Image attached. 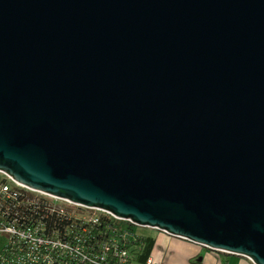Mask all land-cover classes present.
<instances>
[{
	"label": "water",
	"instance_id": "obj_1",
	"mask_svg": "<svg viewBox=\"0 0 264 264\" xmlns=\"http://www.w3.org/2000/svg\"><path fill=\"white\" fill-rule=\"evenodd\" d=\"M0 171L264 264V0H0Z\"/></svg>",
	"mask_w": 264,
	"mask_h": 264
},
{
	"label": "built area",
	"instance_id": "obj_2",
	"mask_svg": "<svg viewBox=\"0 0 264 264\" xmlns=\"http://www.w3.org/2000/svg\"><path fill=\"white\" fill-rule=\"evenodd\" d=\"M128 218L32 189L0 171V264H139L124 247ZM148 257L145 264H150Z\"/></svg>",
	"mask_w": 264,
	"mask_h": 264
},
{
	"label": "crops",
	"instance_id": "obj_3",
	"mask_svg": "<svg viewBox=\"0 0 264 264\" xmlns=\"http://www.w3.org/2000/svg\"><path fill=\"white\" fill-rule=\"evenodd\" d=\"M150 264H252L245 257L219 253L187 239L151 231Z\"/></svg>",
	"mask_w": 264,
	"mask_h": 264
},
{
	"label": "trees",
	"instance_id": "obj_4",
	"mask_svg": "<svg viewBox=\"0 0 264 264\" xmlns=\"http://www.w3.org/2000/svg\"><path fill=\"white\" fill-rule=\"evenodd\" d=\"M140 229L152 230L149 228L133 227L132 230L134 237L128 238L126 240L127 243L123 246L128 249L130 257L134 259V261L138 262L139 264H145L147 258L150 256L155 239L151 233H142L139 231ZM1 241L2 238L0 236V247ZM106 254L109 264L118 263L117 257L113 256L111 251H108ZM84 264L92 263L84 262Z\"/></svg>",
	"mask_w": 264,
	"mask_h": 264
},
{
	"label": "rangeland",
	"instance_id": "obj_5",
	"mask_svg": "<svg viewBox=\"0 0 264 264\" xmlns=\"http://www.w3.org/2000/svg\"><path fill=\"white\" fill-rule=\"evenodd\" d=\"M140 232H142V233H151V231H154V230H147V229H140L139 230Z\"/></svg>",
	"mask_w": 264,
	"mask_h": 264
}]
</instances>
